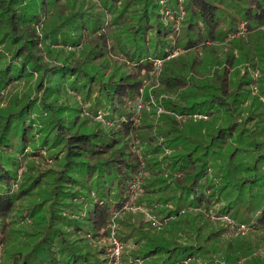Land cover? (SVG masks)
<instances>
[{"label":"trees","instance_id":"16d2710c","mask_svg":"<svg viewBox=\"0 0 264 264\" xmlns=\"http://www.w3.org/2000/svg\"><path fill=\"white\" fill-rule=\"evenodd\" d=\"M263 95L264 0H0V264H112L114 222L126 264H264ZM141 171L161 231L115 217Z\"/></svg>","mask_w":264,"mask_h":264},{"label":"rangeland","instance_id":"374dc122","mask_svg":"<svg viewBox=\"0 0 264 264\" xmlns=\"http://www.w3.org/2000/svg\"><path fill=\"white\" fill-rule=\"evenodd\" d=\"M246 22H242L241 25H239L240 27V32L239 33H236V34H232L230 33L229 36L227 37V41H233L235 39L238 38H247V30H246ZM244 27V29H243ZM241 29H243L241 31ZM244 31V32H243ZM181 52V50H180ZM183 52H186V51H183ZM179 53V51H178ZM6 54L8 56H12V54L10 52H6ZM211 55V54H210ZM204 60H205V64L209 63L210 62V59L212 56H207L206 54H204ZM202 70H204V67L202 68ZM261 74H259V72H255L254 73V77L255 79H260L261 77ZM257 84L259 85V83L257 82ZM147 88V84L146 86L144 87V89L142 90V96L144 94V97H145V89ZM140 96L135 105H134V109L135 111L137 112V116H136V124H139L142 120V117L144 115V109H147V110H150L152 106L148 105L147 101L144 99V97ZM261 99L264 101V95L261 97ZM153 101H155V99H153ZM155 103V102H154ZM139 105V106H138ZM141 105V106H140ZM88 106L87 104L84 106V109H86L85 113L88 114L89 116H93L92 112L90 113L88 110H87ZM158 112L159 113H164L166 112V109L164 106H159L158 107ZM178 118H181V115H178L177 116ZM95 118L98 120L100 119H103L107 124H111L109 121H106L105 118H103V114L101 113V111H99V115L98 116H95ZM198 119H204V120H208V116L206 115H200V116H197ZM162 140H164V138H161ZM172 150L170 148H166V152L168 153V155L172 154L171 152ZM140 159H142V155L140 154ZM138 181V179H137ZM142 181H143V177H142ZM140 188V186H138ZM141 192H142V189L140 188L139 189V198L138 200H136L134 203L135 205V208H138L139 205L143 206V207H147L149 208L147 205H146V201H140V199L142 198L143 195H141ZM140 201V202H139ZM42 208L40 209L41 210V213H44L46 215V219L49 220V217L51 216V212H50V202H43L42 204ZM163 208L162 206H158V208ZM156 208V209H158ZM156 209H152L149 208V210L151 211V216H157V220L161 221V218L159 215H157V212H156ZM134 212V214H136L137 216L140 215V217H143L144 221L146 223H148V226L151 228V231L154 232L155 230L156 231H161V226L158 227V225H156L154 222L150 221L149 220V216L145 215L144 212L140 211V210H132V209H128V208H122V210L120 211H117L116 213H118V216L120 217V215L123 214V212ZM115 213V214H116ZM182 213H185L184 210H182ZM225 215H228V214H216V213H206V216H208L211 221L213 222V225H217L219 226L218 224H223L225 226H227V230L223 232V236L222 237H225L226 239H235V238H238V237H247L249 239H252L253 240V235H254V232H255V229L252 228L250 226V228L244 233V234H239V235H236V227L233 226V224H230V222H228L226 219H225ZM118 216H115V217H118ZM155 216V217H156ZM229 216V215H228ZM228 218L232 219V220H235L233 219V217L229 216ZM32 220L29 219L28 221H21V224L22 225H27L28 227H30V225L32 224L31 222ZM159 221V223H160ZM237 222L240 223L239 220H235ZM248 225L249 222H246ZM117 226H116V235L118 234L117 233V227H119V224L118 222H116ZM114 225V223H113ZM113 225H112V228H113ZM112 233H113V230H112ZM111 233V234H112ZM14 239H13V249L15 250L16 248L17 249H21V250H27L29 249L30 247L28 246V241H29V235L26 233L25 230H19L15 233V235L13 236ZM136 236H134L133 238H131L129 241H125V247L128 248L126 250V253H130V254H134V253H138L139 251H141V244L138 245L136 244L135 242V238ZM109 242H110V238H109V241H108V245H109ZM125 247H124V250H125ZM124 250H123V253H124ZM144 251H147V250H144ZM215 257V260L219 263V264H231L229 261L226 260V258L223 256V255H214ZM133 257H130V259H132ZM249 259H252V258H264V249H262L261 247L260 248H257L256 250H254L249 256H248ZM141 259V258H140ZM139 258L137 259V262L136 264H145L144 262L142 263L141 260ZM188 262L190 263V261L188 260ZM245 262V258H242L240 261H239V264H243ZM120 264H126L124 263L123 261V256H122V260H121V263ZM186 264V263H185ZM188 264V263H187Z\"/></svg>","mask_w":264,"mask_h":264},{"label":"built area","instance_id":"2783aa9c","mask_svg":"<svg viewBox=\"0 0 264 264\" xmlns=\"http://www.w3.org/2000/svg\"><path fill=\"white\" fill-rule=\"evenodd\" d=\"M244 29V27H243ZM241 29V31L243 30ZM240 32V31H239ZM238 32V33H239ZM244 32V31H243ZM177 53L174 52L172 54V56L176 55ZM158 64L161 65V60L158 61ZM139 106V105H138ZM141 106V105H140ZM196 116H200V115H196ZM142 177H143V171H141L139 173V176H138V181L136 184H134V195L132 197V200L130 202H128L123 208H128V209H132V210H140L142 212L145 213V215L149 216V220L154 222L156 225H158V227L160 226V223L159 221L156 219V217L154 216H151V211L149 210V208L147 207H143L141 205H139L138 208H135V205L134 203H136V198L138 197L139 195V184L142 182ZM115 216H118V213L115 214ZM229 216L228 215H225V219L230 222V224H233L234 227H236L237 231H236V235H239V234H244L249 228L251 225H248L247 223L245 222H237L235 220H232L230 218H228ZM116 222H114V225H113V233L111 234V237H110V242H109V245L107 247V256L110 258V260L112 261V264H120L121 263V260H122V256H123V250H124V247H125V243H123L122 240H120L118 238V236L116 235L115 231H116ZM252 227V226H251ZM253 228V227H252ZM142 262V261H141ZM143 263V262H142ZM188 263V261H186V264Z\"/></svg>","mask_w":264,"mask_h":264}]
</instances>
